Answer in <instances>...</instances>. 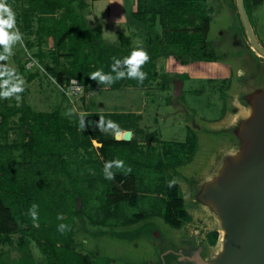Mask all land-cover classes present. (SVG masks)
<instances>
[{
  "label": "rangeland",
  "instance_id": "1",
  "mask_svg": "<svg viewBox=\"0 0 264 264\" xmlns=\"http://www.w3.org/2000/svg\"><path fill=\"white\" fill-rule=\"evenodd\" d=\"M259 1L260 5L252 8L253 15L250 7L247 6L246 10L250 14L253 27L256 23V39L264 47V0ZM206 3L212 16L208 49L216 53L218 60L207 62L188 56L177 57L172 52H165L156 61V80L146 87L123 86L118 91L111 90L108 85L97 87L95 90L79 85V92L71 93L73 80L68 84L66 75L62 73L68 68V61L61 59L59 64H56L49 58L38 60L35 57L38 47L30 50L27 46V41L32 42L33 39L36 42L35 38L31 39L23 34L22 21H19V26L16 23L22 39L12 46L13 54L8 58L7 66L15 69L19 80L23 82L24 92L17 94L19 100L14 95L2 99V102L10 106L25 103L37 113L58 111L69 119L72 126H76V115L84 117L86 114L99 113L106 122L115 125L102 129L107 138L116 139L117 133L131 131L132 148L136 156L161 157V174L150 171L149 165L148 168L137 171L136 178L130 176L134 171L132 166L118 168L113 165L109 169L113 174L120 170L119 176L129 175L122 183L116 177L110 180V186L115 191L110 197L115 201L119 195H134L139 206L129 211L124 206L116 210L112 205L101 204L103 217H113L107 220V223L117 220L120 223L128 222L132 214L145 210L142 207L144 202H148L147 207L152 205L150 202L154 200L167 202L173 194L170 182L178 185L190 216V220L180 229H173L163 218L153 216L137 224L119 227L98 226L81 212V198H78L79 213L72 232V246L81 254L89 256L93 264H149L151 261H157L160 247L174 249L175 243L191 240V236H195L194 241H204L208 245V255H214L219 250L218 222L198 208L195 188L216 176L225 156L235 154L240 148L232 134L224 130L235 126L249 114V107L241 97L243 90L237 77L242 59L231 44L235 40L231 41L230 37L238 33L236 42L241 43V49L245 51H248L250 43L238 13L236 0H206ZM22 7L18 6L16 14L20 13ZM33 26H36V23ZM140 28L141 33L131 34V46L134 48L148 45L151 31L148 27ZM163 30L161 18L158 17L153 31L163 34ZM122 31L126 33L125 29ZM125 35L129 37L130 34ZM120 37L121 35L116 36L109 30L106 34L107 48L112 49L113 45H119ZM53 45L52 39L47 40L43 51L48 54ZM240 55L252 57L248 52ZM24 65L25 69H22ZM45 66L59 73V80L53 72L46 70ZM262 72L258 74V83L263 82ZM179 81L182 82L180 92ZM235 106L238 109L235 110ZM18 117L11 119L8 135L0 136L1 146L9 147L20 142ZM79 134L83 136L81 130ZM100 146L98 141H93L92 147L80 148L77 155L90 161L95 169L99 168L104 175L105 164H97L100 158L97 149ZM20 154L19 151L13 150V159H20ZM95 169L89 168L87 171L93 174ZM146 176L151 177V184ZM214 232L218 234L215 246L209 241V235ZM11 238V244H0V254L6 259L18 260L22 256L18 246L20 236ZM31 251L38 264H46L45 257L35 243L31 244Z\"/></svg>",
  "mask_w": 264,
  "mask_h": 264
},
{
  "label": "trees",
  "instance_id": "2",
  "mask_svg": "<svg viewBox=\"0 0 264 264\" xmlns=\"http://www.w3.org/2000/svg\"><path fill=\"white\" fill-rule=\"evenodd\" d=\"M97 1V0H94ZM16 13L18 6H23L16 14V23H24L23 34L34 37L28 40V48L38 47L35 57L43 61L46 58L59 64L61 59L68 61V68L62 73L66 82L78 81L80 86L95 90L108 85L118 91L123 86L142 88L156 80V61L165 52H172L177 57L215 62L216 53L208 49V38L211 30L212 16L206 0H138V10L131 14L130 21L140 27H148V45L131 46V38L121 34L120 44L109 49L99 27L92 28L84 10L85 0H7ZM259 0H245L246 8L260 5ZM161 18L163 34L153 31L157 18ZM129 19V18H128ZM36 23V26L33 24ZM32 39V38H31ZM52 39L53 49L46 54L44 43ZM2 48V46H0ZM143 49L149 59L140 66L146 73L143 82L127 75L115 79L110 85L98 83L90 78L96 71L110 74L116 59L130 55L133 49ZM6 64L7 61H0ZM127 65L118 66L123 71ZM22 69H25V65ZM53 72L56 79L59 73ZM24 92V91H23ZM18 117L20 142L11 146L0 145V244H11L12 236L19 235L18 246L22 256L18 260L6 259L0 254V264H38L32 255L31 244L35 243L45 257L46 264H93L73 248L72 232L75 219L79 213L78 198H81V212L98 226L119 227L120 225L137 224L149 217H161L173 229H180L190 220L184 200L176 183L171 184L173 194L169 200H154L143 203L145 210L132 214L128 222L107 223L109 219L101 214L100 205H112L118 210L124 206L129 211L139 206L136 196L119 195L113 200V188L110 180L105 178L99 168L95 169L87 159L78 154L80 148L92 147L93 141L101 146L97 149L100 155L98 165L105 162L122 161L123 166H132L130 176L136 178L137 171L150 167V171L161 174V157L136 156L133 152V137L130 142L117 141L115 137L107 138L103 128L110 125L99 113L86 114L85 126L80 128V118L76 115V126L58 111L52 113L34 112L25 103L10 106L0 99V136H7L12 118ZM100 123L101 127H97ZM83 136H80L79 131ZM13 150L19 151L20 159H13ZM95 169L90 174L87 169ZM119 172L114 177L122 183L129 178ZM151 184V177L146 176ZM128 197V198H127ZM35 204V220L28 214ZM58 217H62L58 218ZM60 224L67 227L63 232L58 230ZM211 245L215 246L218 234L209 235Z\"/></svg>",
  "mask_w": 264,
  "mask_h": 264
},
{
  "label": "water",
  "instance_id": "3",
  "mask_svg": "<svg viewBox=\"0 0 264 264\" xmlns=\"http://www.w3.org/2000/svg\"><path fill=\"white\" fill-rule=\"evenodd\" d=\"M236 2L250 43L248 51L236 42L238 33L230 38L242 59L237 77L249 114L224 129L240 145L239 150L226 155L218 174L195 188L198 208L217 220L223 232L220 247L208 255V245L191 236V240L175 243L174 249L160 247L157 261L149 264H264V47L256 39L244 0ZM245 52L252 57L240 55ZM260 71L262 83L257 82ZM178 83L180 92L182 82ZM116 140L130 142L132 132H125L123 139L117 133Z\"/></svg>",
  "mask_w": 264,
  "mask_h": 264
},
{
  "label": "clouds",
  "instance_id": "4",
  "mask_svg": "<svg viewBox=\"0 0 264 264\" xmlns=\"http://www.w3.org/2000/svg\"><path fill=\"white\" fill-rule=\"evenodd\" d=\"M22 39V34L20 33L18 27L16 26V13L5 0H0V61H7L8 58L13 54L12 46ZM149 59L146 51L141 49H133L129 56L123 58V60L116 59L112 65V71L116 73L113 77L110 74H104L102 71H96L90 75V78L97 80L98 83L111 84L115 79L123 78L127 75L129 78H135L138 82H143L146 73L140 68ZM127 65V68L123 71H118L119 65ZM23 82L19 80L15 69L9 68L6 64H0V99H7L15 95L17 100L20 99L18 93L23 92ZM103 120V118H101ZM85 126L84 118H80V128L83 129ZM97 127H101L98 123ZM110 127H115L111 124ZM115 165L116 167H122V161L105 162L104 165V175L108 180L114 179V174L109 171ZM171 183L169 186L171 187ZM36 205L33 204L31 209H29L28 214L33 218L37 217ZM61 218L62 217H58ZM67 226L65 224H60L58 230L63 232Z\"/></svg>",
  "mask_w": 264,
  "mask_h": 264
},
{
  "label": "crops",
  "instance_id": "5",
  "mask_svg": "<svg viewBox=\"0 0 264 264\" xmlns=\"http://www.w3.org/2000/svg\"><path fill=\"white\" fill-rule=\"evenodd\" d=\"M85 2L88 6L83 14L92 28L101 29L105 41L109 30H112L116 36L129 33L130 38H132L131 34L142 32L139 24L130 21L129 17L138 10V0H85ZM123 29L126 33L122 31ZM32 255L35 260L34 254Z\"/></svg>",
  "mask_w": 264,
  "mask_h": 264
},
{
  "label": "built area",
  "instance_id": "6",
  "mask_svg": "<svg viewBox=\"0 0 264 264\" xmlns=\"http://www.w3.org/2000/svg\"><path fill=\"white\" fill-rule=\"evenodd\" d=\"M75 83H78V81L73 80V82H72V84L70 86L71 93H77V92H79V89L77 88L79 86V83L78 84H75Z\"/></svg>",
  "mask_w": 264,
  "mask_h": 264
},
{
  "label": "flooded vegetation",
  "instance_id": "7",
  "mask_svg": "<svg viewBox=\"0 0 264 264\" xmlns=\"http://www.w3.org/2000/svg\"><path fill=\"white\" fill-rule=\"evenodd\" d=\"M244 2H245V0H244ZM245 7H246V5H245ZM246 9H247V8H246ZM246 11H247V10H246ZM247 14H248V12H247ZM251 14L253 15L252 11H251ZM248 17H249V20H250V14H248ZM250 23H251V25H252L251 20H250ZM254 27L256 28V23H255ZM254 27H253V25H252V28H253V31H254V34H255V30L257 31V29L254 30ZM260 44H261V43H260ZM239 71H240V70H239ZM239 71H238V73H237V76H240V75H239Z\"/></svg>",
  "mask_w": 264,
  "mask_h": 264
},
{
  "label": "bare ground",
  "instance_id": "8",
  "mask_svg": "<svg viewBox=\"0 0 264 264\" xmlns=\"http://www.w3.org/2000/svg\"><path fill=\"white\" fill-rule=\"evenodd\" d=\"M118 135H119L120 139H123V136H124L123 132H119ZM218 231L220 233V241H221V237L223 236V232H222V230H218Z\"/></svg>",
  "mask_w": 264,
  "mask_h": 264
}]
</instances>
